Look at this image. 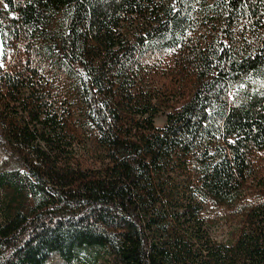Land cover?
I'll return each instance as SVG.
<instances>
[{"label": "trees", "instance_id": "1", "mask_svg": "<svg viewBox=\"0 0 264 264\" xmlns=\"http://www.w3.org/2000/svg\"><path fill=\"white\" fill-rule=\"evenodd\" d=\"M0 47V264H264V0H0Z\"/></svg>", "mask_w": 264, "mask_h": 264}, {"label": "rangeland", "instance_id": "2", "mask_svg": "<svg viewBox=\"0 0 264 264\" xmlns=\"http://www.w3.org/2000/svg\"><path fill=\"white\" fill-rule=\"evenodd\" d=\"M0 51H1V47H0ZM158 124H162L163 123V118L159 119ZM231 224H222V226H218L217 228H213L212 229V237H214L215 239L219 240V241H223L227 238V236L229 235V232L231 229Z\"/></svg>", "mask_w": 264, "mask_h": 264}]
</instances>
